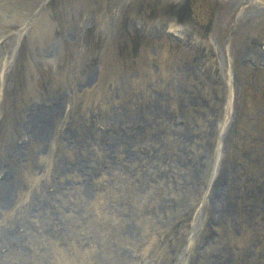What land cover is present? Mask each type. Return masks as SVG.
Returning <instances> with one entry per match:
<instances>
[{
    "label": "rangeland",
    "instance_id": "rangeland-1",
    "mask_svg": "<svg viewBox=\"0 0 264 264\" xmlns=\"http://www.w3.org/2000/svg\"><path fill=\"white\" fill-rule=\"evenodd\" d=\"M263 42L264 0H0V264H264Z\"/></svg>",
    "mask_w": 264,
    "mask_h": 264
},
{
    "label": "bare ground",
    "instance_id": "bare-ground-1",
    "mask_svg": "<svg viewBox=\"0 0 264 264\" xmlns=\"http://www.w3.org/2000/svg\"><path fill=\"white\" fill-rule=\"evenodd\" d=\"M257 52H258V53H260V52H261V53H264V51H263V50H260V51H258V50H257Z\"/></svg>",
    "mask_w": 264,
    "mask_h": 264
}]
</instances>
